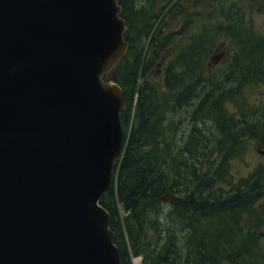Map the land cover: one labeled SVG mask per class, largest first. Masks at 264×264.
I'll return each instance as SVG.
<instances>
[{"label": "trees", "instance_id": "obj_1", "mask_svg": "<svg viewBox=\"0 0 264 264\" xmlns=\"http://www.w3.org/2000/svg\"><path fill=\"white\" fill-rule=\"evenodd\" d=\"M198 1L220 0H119L128 48L111 75L125 100V131L135 94L136 101L115 186L100 203L110 214L121 264H132L133 256L141 257L139 264H223L251 252L237 235L245 209L261 193L258 172L233 182L229 163L241 152L245 124L258 126L245 123L253 107L243 91L264 83V35L229 9L192 31ZM219 34L233 49L215 80L205 70ZM178 35H185L183 42ZM228 102L239 110L238 120ZM171 112L189 117L187 130L178 128ZM166 191L182 201L161 198ZM250 261L242 264H258Z\"/></svg>", "mask_w": 264, "mask_h": 264}, {"label": "water", "instance_id": "obj_2", "mask_svg": "<svg viewBox=\"0 0 264 264\" xmlns=\"http://www.w3.org/2000/svg\"><path fill=\"white\" fill-rule=\"evenodd\" d=\"M118 0H0V264H121L99 203L122 148ZM164 198L180 200L167 193Z\"/></svg>", "mask_w": 264, "mask_h": 264}, {"label": "rangeland", "instance_id": "obj_3", "mask_svg": "<svg viewBox=\"0 0 264 264\" xmlns=\"http://www.w3.org/2000/svg\"><path fill=\"white\" fill-rule=\"evenodd\" d=\"M187 2L190 3V0H187ZM160 5L161 3L159 2L154 6L155 11H159ZM213 8V14L209 13L208 11L213 10ZM228 9L231 11H238L240 16L243 17V20L252 25L255 32L264 35V0H220L216 3L198 1L193 8L195 11V24L192 26L191 30L197 31L203 21H215L220 19V17H222L221 12L224 11V13H227ZM206 15L211 17L207 18ZM184 27H187V24H184ZM181 32H183V29H181ZM184 39L185 35L176 36V41L179 43L183 42ZM232 49V41L223 34H219L218 39H216L208 54L210 59L206 65L205 76H211L213 79L218 80L228 67ZM168 53L173 54L174 50L170 47ZM212 59L214 62H212ZM156 72L158 71L155 70L154 73ZM247 97L252 106L264 108V83L248 86ZM229 110L233 112L236 109L232 106L229 107ZM261 134H264V127L258 133V135ZM257 142H264V140L253 139L252 141H249L246 151H244L241 156L233 159L230 163V171L234 178L246 176L252 169L260 166L259 164L264 163V157L258 153ZM261 168L263 169V166H261ZM261 173H264V170ZM262 180H264L263 175ZM259 204L260 203L254 205V211H258ZM249 217L250 213H246L245 216H243V224L245 226L248 225L247 222L249 221ZM258 243L261 248H264V235L259 238ZM242 258L245 259V257ZM232 264H234V262H232Z\"/></svg>", "mask_w": 264, "mask_h": 264}, {"label": "flooded vegetation", "instance_id": "obj_4", "mask_svg": "<svg viewBox=\"0 0 264 264\" xmlns=\"http://www.w3.org/2000/svg\"><path fill=\"white\" fill-rule=\"evenodd\" d=\"M258 147H259L258 148L259 149V152L264 155V148H262V145H258ZM260 201H262V203L260 204V206H261L262 215L264 216V196H262L260 198ZM255 221L264 222V219L261 220L259 217H256V220Z\"/></svg>", "mask_w": 264, "mask_h": 264}]
</instances>
